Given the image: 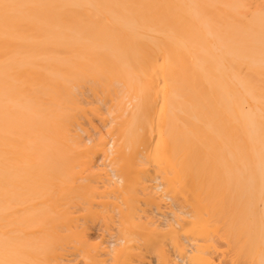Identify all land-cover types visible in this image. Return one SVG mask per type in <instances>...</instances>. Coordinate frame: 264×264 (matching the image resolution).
Instances as JSON below:
<instances>
[{"label": "bare ground", "instance_id": "6f19581e", "mask_svg": "<svg viewBox=\"0 0 264 264\" xmlns=\"http://www.w3.org/2000/svg\"><path fill=\"white\" fill-rule=\"evenodd\" d=\"M0 264H264V0H0Z\"/></svg>", "mask_w": 264, "mask_h": 264}]
</instances>
